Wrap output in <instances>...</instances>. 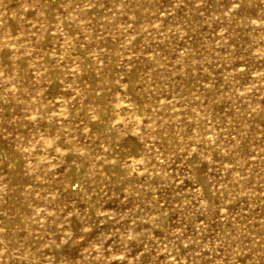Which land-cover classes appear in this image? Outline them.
<instances>
[{"label": "rangeland", "instance_id": "obj_1", "mask_svg": "<svg viewBox=\"0 0 264 264\" xmlns=\"http://www.w3.org/2000/svg\"><path fill=\"white\" fill-rule=\"evenodd\" d=\"M0 264H264V0H0Z\"/></svg>", "mask_w": 264, "mask_h": 264}]
</instances>
